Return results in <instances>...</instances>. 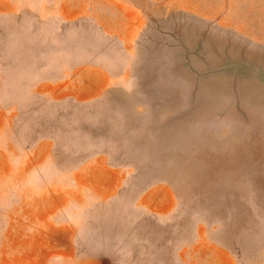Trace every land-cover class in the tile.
I'll return each mask as SVG.
<instances>
[{"label":"rangeland","instance_id":"1","mask_svg":"<svg viewBox=\"0 0 264 264\" xmlns=\"http://www.w3.org/2000/svg\"><path fill=\"white\" fill-rule=\"evenodd\" d=\"M0 264H264V0H0Z\"/></svg>","mask_w":264,"mask_h":264},{"label":"crops","instance_id":"2","mask_svg":"<svg viewBox=\"0 0 264 264\" xmlns=\"http://www.w3.org/2000/svg\"><path fill=\"white\" fill-rule=\"evenodd\" d=\"M117 176L113 175L106 185H102L103 190L99 191L100 196L108 197L115 192L118 185ZM137 204L159 216L171 213L176 205L173 194L166 187H155V189L147 191L139 197Z\"/></svg>","mask_w":264,"mask_h":264}]
</instances>
